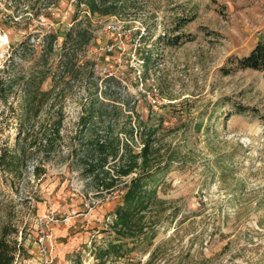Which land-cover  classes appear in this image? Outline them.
<instances>
[{"label":"rangeland","instance_id":"1","mask_svg":"<svg viewBox=\"0 0 264 264\" xmlns=\"http://www.w3.org/2000/svg\"><path fill=\"white\" fill-rule=\"evenodd\" d=\"M124 1L116 15L92 14L79 0L0 1V75L12 60V77L28 75L50 32L59 36L58 52L74 22L92 34L86 46H73L80 63L89 60V75L44 83L57 92L27 143L11 118L17 98L0 100V153L6 144L27 150L20 174L0 165V237L8 230L7 241L17 244L22 233L29 247L49 210L80 211L85 199L98 198L91 213L61 225L68 234L60 240L69 244L70 264H101L97 251L117 242L113 210L125 183L150 170L159 200L138 220L147 234L133 228L105 264H264V70L231 61L264 37V0ZM93 104L96 115L85 124ZM42 133H52L51 145ZM99 138L108 152L118 150L104 167L110 176L138 162L111 189L98 187L89 170L101 161Z\"/></svg>","mask_w":264,"mask_h":264},{"label":"trees","instance_id":"2","mask_svg":"<svg viewBox=\"0 0 264 264\" xmlns=\"http://www.w3.org/2000/svg\"><path fill=\"white\" fill-rule=\"evenodd\" d=\"M4 2V0H0ZM7 3H12L17 5L19 0H5ZM80 4L87 6L89 12L92 14H102V15H116L118 9L125 4L124 0H79ZM90 26L83 21L74 22L70 27L66 38L63 40L61 45L62 50L58 52L57 46L60 45L59 36L55 32H50L44 38L45 44L41 52L35 58L32 66L29 69L28 75L23 76L20 81L19 77H12V71L15 68V61L12 60L8 64L10 70L4 69L0 75V100L9 103V99L17 98L16 103H9V108L13 110L11 118L16 120V131L19 134L18 140L22 139L23 142L27 143L28 139L32 138L33 130H31L34 118L39 115L42 108L45 107V103H48L53 92H57V87L55 84L51 87L49 91L42 89L44 83L51 77L54 81L65 77H71L75 73L82 70L85 76H88L87 71L88 61L81 62V56L75 47H84L91 41ZM143 37V35L141 36ZM160 39V36L158 37ZM172 39V42H168L169 45H176L179 40ZM24 44V43H23ZM28 44V43H27ZM26 44V45H27ZM68 46H72L69 47ZM29 50V49H28ZM34 51V50H33ZM58 52V53H57ZM16 54V53H15ZM25 54V53H24ZM143 55V63L145 70L149 71L150 66H152V54L147 53ZM23 56V55H22ZM26 61L31 58L27 57L26 54L23 56ZM59 60L57 61V59ZM232 63L235 68L239 69H255L264 70V37L260 39L256 45L251 49V51L243 56H234L231 58ZM230 70H228L229 73ZM19 83V84H18ZM20 85L22 91L17 93ZM95 107L93 104L89 107V111L84 114L83 119L85 124L89 123L95 117ZM246 108H241L240 111H245ZM61 123V122H60ZM59 123V124H60ZM53 132L55 136L59 135V129H54ZM37 134V133H36ZM41 142L45 141V147L51 145L50 141L53 139L52 133H42ZM39 136V135H38ZM94 140L87 141V144H93ZM97 149L101 153V161L90 166V174L93 175L92 180L96 181L98 187H103L105 189H111L117 183L119 177H124L130 175L137 167L138 162L135 160L129 162L128 165H119V173L117 177L110 176L108 170H104V167L108 164V158L111 156L113 159L119 157L118 150L114 152H108L107 149L110 147L106 140L102 138L97 139L94 142ZM33 144L32 142L30 145ZM20 145V143H19ZM128 146V144L126 145ZM146 147V146H144ZM118 149V148H117ZM146 149L141 152V156L144 157L143 162L147 165L148 159L145 153ZM27 150L25 147L19 146L16 150L10 148L6 144L2 148V153H0V165L7 173L14 174L21 173L23 168L22 160H24ZM103 155V156H102ZM98 171V172H96ZM102 171V173H101ZM156 172H150V170L143 171L141 173L132 176L129 181L125 183V192L120 200V202L115 206L113 214L115 216L114 224L118 227L116 232L117 242H111L106 247H101L97 253L96 257L99 259L101 264H105L107 256H109L113 251L118 252L123 245L125 240L128 238H133L129 234L133 231V228H139L141 234H147L143 232L144 228L140 224L142 221L144 213L149 210L155 202L159 199L157 198V190L152 184L157 180L155 179ZM137 218V222L135 219ZM8 230L3 231L0 237V264H12L14 252L16 250L17 244H12L7 241V237L10 235ZM117 243V244H116Z\"/></svg>","mask_w":264,"mask_h":264},{"label":"built area","instance_id":"3","mask_svg":"<svg viewBox=\"0 0 264 264\" xmlns=\"http://www.w3.org/2000/svg\"><path fill=\"white\" fill-rule=\"evenodd\" d=\"M112 32L118 37L122 38L121 29L118 26H111ZM135 57V56H134ZM106 200L111 199V195L105 197ZM101 200L98 198H88L82 203V208L80 211L77 210H63L60 214L49 210L40 222L37 224V237L35 243L37 244V252L31 253L27 244L24 243V238L19 235L17 239V246L14 252L12 264H58L56 260L54 251L56 245L54 243V231L52 226L68 223L71 219H75L80 215H85L91 213L98 205H100ZM93 239L88 241L89 247H91ZM30 247V245H29Z\"/></svg>","mask_w":264,"mask_h":264},{"label":"crops","instance_id":"4","mask_svg":"<svg viewBox=\"0 0 264 264\" xmlns=\"http://www.w3.org/2000/svg\"><path fill=\"white\" fill-rule=\"evenodd\" d=\"M120 202V200L116 203V205ZM69 223V222H68ZM66 223V224H68ZM74 223V222H73ZM64 224V225H66ZM61 223L59 225L52 226L53 233H54V243L56 245L54 254L56 257V260H58V264H70V261L66 255V252L64 249L69 246V244L66 245V243L63 240H60V238H66L68 234V230H65L63 227H61ZM35 243V242H34ZM37 244H30L29 251L31 253L37 252Z\"/></svg>","mask_w":264,"mask_h":264}]
</instances>
